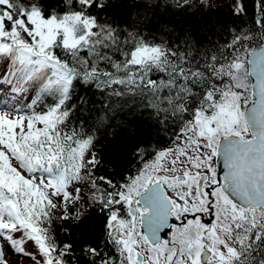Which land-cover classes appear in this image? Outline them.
<instances>
[{
    "label": "snow or ice",
    "instance_id": "6c2138e0",
    "mask_svg": "<svg viewBox=\"0 0 264 264\" xmlns=\"http://www.w3.org/2000/svg\"><path fill=\"white\" fill-rule=\"evenodd\" d=\"M218 7L0 0V242L30 264H264V0L207 43L161 22Z\"/></svg>",
    "mask_w": 264,
    "mask_h": 264
},
{
    "label": "trees",
    "instance_id": "16d2710c",
    "mask_svg": "<svg viewBox=\"0 0 264 264\" xmlns=\"http://www.w3.org/2000/svg\"><path fill=\"white\" fill-rule=\"evenodd\" d=\"M118 2H121V0H118ZM128 2H130V0H128ZM231 2L232 0H215L216 5L219 7L214 12L205 11L201 13L193 10L192 12L185 13L183 15H173L170 18L165 16L162 18L161 22H166L175 28L176 31L173 35V39L180 37L183 34V31H187L198 41H203L204 43H207L209 38L212 40H221L223 36H226L227 29L229 28L235 27L240 29L252 26V21L250 19L244 17H234L231 14V9L228 7ZM137 10L143 12V8H129L127 12H124L123 9L117 7L115 9V12L117 13L116 19L119 21L120 14L124 12V19L127 20L129 24H131L133 22V16ZM152 23H155V21L153 20ZM83 87L86 88L87 86L85 85ZM79 90L80 89H78V91ZM92 91L95 92L96 90L93 88ZM96 99V108L99 110L102 107L103 98L97 94ZM82 123L83 121H81V124ZM166 143L167 137H164L163 133H160L159 137H157L155 133L153 134L151 140L152 145L159 144L163 146ZM97 151L102 155L108 154V151L106 150V141L103 138H101L100 143L97 145ZM100 174L111 175L112 169L109 167V165L105 164L100 170ZM84 194L87 196V188H85ZM89 211L94 212L95 209H89ZM64 227H67V232L63 230ZM54 229L58 241H64L71 238L72 233L76 231V226L71 222H68L67 225H61L59 222H57L54 225ZM77 256L79 258L80 264H84L85 258L79 254V251H77Z\"/></svg>",
    "mask_w": 264,
    "mask_h": 264
},
{
    "label": "rangeland",
    "instance_id": "374dc122",
    "mask_svg": "<svg viewBox=\"0 0 264 264\" xmlns=\"http://www.w3.org/2000/svg\"><path fill=\"white\" fill-rule=\"evenodd\" d=\"M1 249L4 247L6 249V260L11 261V264H30V262L23 256H21L18 252H16L10 244H6V246H3V243H0ZM30 248L31 246L28 245Z\"/></svg>",
    "mask_w": 264,
    "mask_h": 264
},
{
    "label": "bare ground",
    "instance_id": "6f19581e",
    "mask_svg": "<svg viewBox=\"0 0 264 264\" xmlns=\"http://www.w3.org/2000/svg\"><path fill=\"white\" fill-rule=\"evenodd\" d=\"M1 243V242H0ZM0 249H1V247H0ZM5 259H6V257H5Z\"/></svg>",
    "mask_w": 264,
    "mask_h": 264
}]
</instances>
